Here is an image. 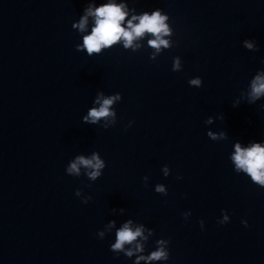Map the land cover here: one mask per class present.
Instances as JSON below:
<instances>
[{
	"label": "clouds",
	"instance_id": "1",
	"mask_svg": "<svg viewBox=\"0 0 264 264\" xmlns=\"http://www.w3.org/2000/svg\"><path fill=\"white\" fill-rule=\"evenodd\" d=\"M127 13L124 9V5H117L115 3H108L98 8L89 7L86 10V14L81 18L78 24L74 27H78L81 31H84L88 23V17H94V27L89 35L83 37V49H86L89 55L93 53H99L102 48H108L117 43L121 39L124 41V47H132L133 41L137 38L143 37L145 33H150L154 39L148 41V43L157 51L161 46L169 47V42L163 39V36L170 34V29L165 21L168 19L167 15H162L160 11H155L151 15L144 13L141 16H133L132 20L127 23V28L122 24L125 20ZM138 21V23H133ZM244 46L248 49H253L254 45L250 41H245ZM180 62L177 59L175 61L173 70H179ZM191 85L200 86L201 80L199 78L189 81ZM264 95V72H261L255 76L250 85V102H254ZM119 95L108 98H97V103L100 104L99 108H92L89 110L88 115L84 117L86 123L95 124L102 118L114 117L115 113L110 110L114 101L118 100ZM211 122V121H209ZM131 126V125H129ZM213 139L217 137L213 133H209ZM232 161L235 164L237 171H243L251 177V180L258 186L264 187V146L260 143H254L250 147L242 148L239 143L235 145V152L232 156ZM80 166L86 169H91L87 172L88 177L91 180H96L97 177L102 175V169L105 168V162L96 153H93L91 158H85L79 156L68 167V173H75L79 175ZM167 172V170H165ZM158 192H164L162 186H157ZM76 196L80 195L79 190L75 193ZM90 199V198H89ZM87 203L88 199L82 201ZM228 220V217H224V221ZM245 227H247V221H242ZM131 222L125 223L122 228L116 232V242L111 245L112 251H123L128 257L133 255V250L129 249L125 251V245H132L138 237L143 235V229L141 227L133 230L130 227ZM203 228V221H200ZM103 236V233H100ZM146 239V238H145ZM169 241L158 240L157 250L151 252L148 256H140L137 258L136 264H139L140 260L145 261H167L169 259V250L166 245ZM134 251L142 252L143 248L140 244L135 245Z\"/></svg>",
	"mask_w": 264,
	"mask_h": 264
}]
</instances>
